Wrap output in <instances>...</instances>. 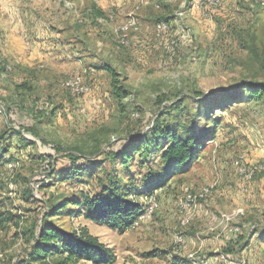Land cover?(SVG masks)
Here are the masks:
<instances>
[{
  "label": "rangeland",
  "instance_id": "374dc122",
  "mask_svg": "<svg viewBox=\"0 0 264 264\" xmlns=\"http://www.w3.org/2000/svg\"><path fill=\"white\" fill-rule=\"evenodd\" d=\"M199 6L215 8L202 10L206 21L192 27L196 34L179 22L182 37L170 38L171 52L161 47L147 59L137 56L133 59L141 60L132 63L130 71H124L123 59L108 50L95 56L99 69L89 65L88 73L58 74L40 69L31 79L0 60V136L4 134L2 143L8 150L0 166V209L12 218L0 225V264L22 262L32 242L31 230L38 231L44 222L67 231L86 228L112 251L113 264H264V245L257 240L264 231V96L253 101L246 94L264 85V0ZM158 23L150 33L157 44L161 36L167 42L171 30L169 26L156 36ZM2 37L0 33V54ZM103 66L119 75L125 98L113 95ZM75 74L83 75L79 78L90 86L88 95L65 85ZM23 83L24 90H14ZM238 92L244 98L239 104L226 100L222 111L214 110L221 98ZM200 99L210 101L195 103ZM192 116L198 121L190 134L211 133L202 140L198 160L184 173L162 182L153 179L145 187L150 173L155 179L164 177L159 158L168 143L163 138L158 139V149L134 155L131 182L119 163L107 156L127 139L152 133L159 118L158 132L167 127L180 136L179 122ZM68 154L88 160L76 166L86 164L92 175L61 179L72 166ZM236 164L248 166L247 180ZM112 167L122 186L130 185L127 200L140 209L132 227L119 232L81 214L51 216L65 199L100 192ZM188 194L202 197L180 212ZM149 200L153 206L148 213ZM245 240L248 246L240 249Z\"/></svg>",
  "mask_w": 264,
  "mask_h": 264
},
{
  "label": "crops",
  "instance_id": "0c3cea01",
  "mask_svg": "<svg viewBox=\"0 0 264 264\" xmlns=\"http://www.w3.org/2000/svg\"><path fill=\"white\" fill-rule=\"evenodd\" d=\"M208 8L215 7H201L198 0H0V56L5 59L0 60L31 79L40 69L51 74L85 73L89 65L99 69L95 56L108 50L130 71L141 60L133 58L147 59L161 47L166 52L164 36L158 44L150 38L154 23L166 17L169 39H181L179 22L194 32L206 21L202 10ZM189 14L198 18H187ZM134 21L135 27L129 25Z\"/></svg>",
  "mask_w": 264,
  "mask_h": 264
},
{
  "label": "trees",
  "instance_id": "16d2710c",
  "mask_svg": "<svg viewBox=\"0 0 264 264\" xmlns=\"http://www.w3.org/2000/svg\"><path fill=\"white\" fill-rule=\"evenodd\" d=\"M166 17L158 20V22H166ZM157 22V23H158ZM252 54L258 57L256 49H250ZM103 71L109 77V86L116 98H125L126 94L123 90L119 79V75L110 66H103ZM27 87L26 83L20 86H15V91L24 90ZM241 90L239 92H242ZM233 93L221 98L217 102L214 110L222 111L221 106L224 105V101H230V104H239L244 98L240 93ZM199 94V93H198ZM249 100L258 101L264 96V85L257 86L256 89L246 90ZM230 100H229V99ZM210 100H196L195 103H206ZM162 103V102H161ZM188 121L184 123L179 122L178 126L183 129L182 135L177 134L176 129H168L164 127V130L158 132L161 124L160 118L153 123L152 133L147 134L144 138L134 137L127 139L125 144H122L117 150L109 152L107 155L111 159L112 163L116 161L119 163L125 174L130 178V182L133 180V172H130V164L134 161V155L136 153L148 154L153 150L160 147L158 139L163 138L165 144L168 145L162 149L160 154L161 171L164 177L161 175L158 178H154L153 172L145 178V187H149L150 183L162 182L167 179L168 176H174L175 174L184 173L195 161L198 160L203 142V138L207 137L210 132L207 131L198 136L190 134L195 132L197 116L188 117ZM193 120V121H191ZM198 121V120H197ZM216 127V126H213ZM177 128V127H175ZM21 137V134L17 131L13 133ZM158 135V138H155ZM3 135L0 136V166L2 165L3 158L7 153V147L4 146ZM72 164L63 180H75L81 175L90 177L92 170L87 168L84 164L76 166L79 161H84L82 156L66 155L65 156ZM141 157V156H140ZM88 161V160H85ZM106 171V168H102ZM166 178V179H165ZM107 184L101 187L100 192L94 195H80L78 199H72L61 202L52 211L51 216H69L73 213L81 214L86 220L95 223L96 225H105L113 231L123 232L133 226L137 217L140 215V209L133 202L127 200V194L130 192V185L124 183L118 176V171L115 168H111V172L106 179ZM100 182V179H99ZM102 185V183L100 184ZM149 195V194H147ZM80 208L78 212H70L69 207ZM5 217V220L2 218ZM12 220L11 215L5 214L0 209V225ZM32 242L30 244L29 252L25 259L19 264H78L80 262H86L89 264H113L115 262V256L112 251L106 247V245L99 242L97 237L89 234L86 228H80L79 230L67 231L57 226H53L44 222L38 231L32 229L30 233ZM260 244L264 245V231L257 239ZM248 244L245 242L239 247L243 249ZM145 256H152V254H146Z\"/></svg>",
  "mask_w": 264,
  "mask_h": 264
},
{
  "label": "built area",
  "instance_id": "2783aa9c",
  "mask_svg": "<svg viewBox=\"0 0 264 264\" xmlns=\"http://www.w3.org/2000/svg\"><path fill=\"white\" fill-rule=\"evenodd\" d=\"M215 1L220 3V0H215ZM199 4H200V0H198V5ZM158 24H159V31H155V34L166 33L167 29L170 28L169 25L164 24V22H159ZM170 41H171V39H168V42H167L168 45L170 44ZM71 77H72V88H82V96H86L90 93V86H88L85 83V81H79V74L71 75ZM79 96H81V95H79ZM245 167H248V166H245L244 164H236L238 174H240L244 180H247V179H245ZM187 203H188V201L185 200L184 203L181 205V207H179L180 212L183 209H187ZM152 206H153L152 200H149V205H148L149 212H150Z\"/></svg>",
  "mask_w": 264,
  "mask_h": 264
},
{
  "label": "bare ground",
  "instance_id": "6f19581e",
  "mask_svg": "<svg viewBox=\"0 0 264 264\" xmlns=\"http://www.w3.org/2000/svg\"><path fill=\"white\" fill-rule=\"evenodd\" d=\"M215 0H200V3L202 2V4H208L210 2H214ZM204 2V3H203ZM165 24V23H164ZM129 25L133 26L135 25V22H130ZM128 25V26H129ZM154 31H159V24H157L155 26V30ZM168 31V29H167ZM166 31V32H167ZM160 34H163V33H157L156 35L159 36ZM122 41V40H121ZM172 48L171 46H168L166 47V52H171ZM82 79L79 78V81H81ZM67 84V86L71 89V90H75L76 92L80 93L82 95V88H72V77L68 78L67 80H65V85ZM247 177V176H246ZM202 196L199 195L198 197H195V196H192L191 194H188L184 199H183V202L181 203V205L184 203V201H188L187 203V208L189 207V205L191 203H194L198 198H201ZM152 210V208H151ZM150 210V211H151ZM183 210H186V209H183ZM148 213H149V210H148ZM145 214H147V211L145 212Z\"/></svg>",
  "mask_w": 264,
  "mask_h": 264
}]
</instances>
